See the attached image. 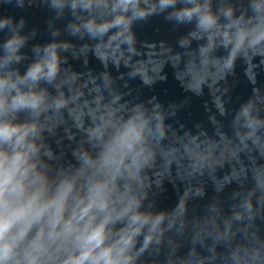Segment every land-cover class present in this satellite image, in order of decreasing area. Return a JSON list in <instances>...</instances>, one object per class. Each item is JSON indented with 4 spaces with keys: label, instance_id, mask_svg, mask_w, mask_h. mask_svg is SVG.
<instances>
[{
    "label": "water",
    "instance_id": "water-1",
    "mask_svg": "<svg viewBox=\"0 0 264 264\" xmlns=\"http://www.w3.org/2000/svg\"><path fill=\"white\" fill-rule=\"evenodd\" d=\"M0 80V148L71 189L8 264H71L94 189L117 264H264V0H0Z\"/></svg>",
    "mask_w": 264,
    "mask_h": 264
},
{
    "label": "clouds",
    "instance_id": "clouds-1",
    "mask_svg": "<svg viewBox=\"0 0 264 264\" xmlns=\"http://www.w3.org/2000/svg\"><path fill=\"white\" fill-rule=\"evenodd\" d=\"M40 66L29 72L35 79ZM7 83L0 80V88ZM36 98L18 95L13 107H35ZM4 107L0 99V108ZM11 123H0V143L13 141L19 145L23 134ZM70 188L50 190L47 185L29 179L24 153L0 148V264H8L21 241L28 236L33 226L45 219L61 218L70 198ZM106 207L100 189L90 190V198H81L71 213L69 225L80 224L81 251L71 264H117L111 247L105 243L107 220L94 224V209ZM29 264H32L30 261Z\"/></svg>",
    "mask_w": 264,
    "mask_h": 264
}]
</instances>
